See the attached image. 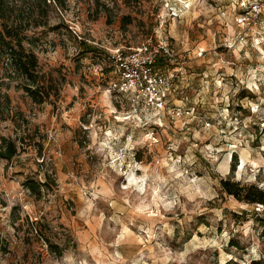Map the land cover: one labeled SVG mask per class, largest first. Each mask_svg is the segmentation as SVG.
Segmentation results:
<instances>
[{
  "label": "rangeland",
  "instance_id": "374dc122",
  "mask_svg": "<svg viewBox=\"0 0 264 264\" xmlns=\"http://www.w3.org/2000/svg\"><path fill=\"white\" fill-rule=\"evenodd\" d=\"M236 13L232 0H66L26 32L49 96L33 103L0 64V138L17 146L0 159V264H264V209L219 184L264 190V25L239 39ZM147 40L184 61L172 101L189 116L112 90L115 51ZM27 180L48 184L35 197Z\"/></svg>",
  "mask_w": 264,
  "mask_h": 264
},
{
  "label": "trees",
  "instance_id": "16d2710c",
  "mask_svg": "<svg viewBox=\"0 0 264 264\" xmlns=\"http://www.w3.org/2000/svg\"><path fill=\"white\" fill-rule=\"evenodd\" d=\"M64 9L66 0H0V64L4 60L11 74L25 81L22 89L35 104H42L49 94L45 91L41 78L37 75V58L32 50L24 46L27 40L26 32L32 29L48 26V15L52 8ZM129 22L128 17H123ZM87 51L92 48L86 43L80 42ZM3 105H9L7 94L3 95ZM0 108L2 106L0 105ZM2 120L0 111V121ZM17 154V146L14 141L0 138V159L10 161ZM234 165H232V170ZM33 180H27L24 187L35 197L41 194V187L47 186ZM222 191L232 196L239 202L247 204H259L264 206V190L255 185L241 186L230 179L219 181ZM49 251L60 256L62 249L56 244H49ZM250 264H259L252 261Z\"/></svg>",
  "mask_w": 264,
  "mask_h": 264
},
{
  "label": "built area",
  "instance_id": "2783aa9c",
  "mask_svg": "<svg viewBox=\"0 0 264 264\" xmlns=\"http://www.w3.org/2000/svg\"><path fill=\"white\" fill-rule=\"evenodd\" d=\"M232 1L237 10L234 23L242 31L238 33L239 39L264 25V0ZM110 63L116 79L111 83L112 90L127 96L132 106L141 103L160 119L177 120L190 115V108L174 105L172 101L175 79L182 74L178 65L182 66L184 61L168 43L147 40L123 53L117 49ZM163 64L171 66L173 75L163 74L160 67ZM255 208L260 210L264 206L256 204Z\"/></svg>",
  "mask_w": 264,
  "mask_h": 264
},
{
  "label": "clouds",
  "instance_id": "9594fccd",
  "mask_svg": "<svg viewBox=\"0 0 264 264\" xmlns=\"http://www.w3.org/2000/svg\"><path fill=\"white\" fill-rule=\"evenodd\" d=\"M254 110H255V109H254ZM261 187H264V185H261ZM140 191H143V188H141Z\"/></svg>",
  "mask_w": 264,
  "mask_h": 264
}]
</instances>
